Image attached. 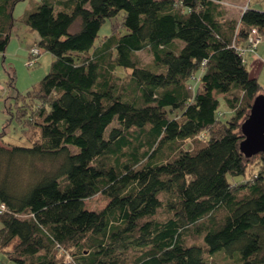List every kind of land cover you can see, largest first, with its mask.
Instances as JSON below:
<instances>
[{
	"label": "trees",
	"instance_id": "obj_1",
	"mask_svg": "<svg viewBox=\"0 0 264 264\" xmlns=\"http://www.w3.org/2000/svg\"><path fill=\"white\" fill-rule=\"evenodd\" d=\"M20 1L0 0V53L21 22L54 59L14 96L22 135L36 139L0 144V249L16 264H264V151L253 179H229L255 156L240 149L241 125L262 91L233 40L264 34V10L40 0L15 18ZM120 15L124 32L97 44ZM98 193L107 205L89 209Z\"/></svg>",
	"mask_w": 264,
	"mask_h": 264
},
{
	"label": "rangeland",
	"instance_id": "obj_2",
	"mask_svg": "<svg viewBox=\"0 0 264 264\" xmlns=\"http://www.w3.org/2000/svg\"><path fill=\"white\" fill-rule=\"evenodd\" d=\"M35 1L37 2L40 0L20 1L14 9L15 18L22 17L25 11L28 10V8H30ZM245 3H251L253 7L264 10V0H245ZM223 6L225 7L229 17H236L237 14L235 11L239 7H236L234 2H225ZM245 7H247V4ZM253 29H256L257 33L259 32L257 28L253 27L249 35L253 33ZM71 30L74 31L75 29L72 28ZM124 30L125 29L122 23L121 15L111 20H107L101 28L99 38L96 43H101L112 33L120 34L124 32ZM37 39V32L31 30L25 24L17 22L16 28L11 35V39L4 54L0 53V131H2L3 127L6 125L5 135L3 138H0V144L2 145H30V141L26 137L29 136V139H33L35 137L34 139H36L38 134L35 132L33 133V128H30L31 131L27 134L28 136L25 137L22 135V129L18 119L15 116L14 109L16 103L14 96L17 94V92L21 95H24L28 90L38 86L42 78L49 72L54 59V56L51 52L43 51L41 47L37 45L35 42ZM233 45L236 49H238L243 46V42L238 41L236 43L234 39ZM31 47L39 48V53L37 54V59L33 66L28 65L29 58H32L29 51ZM240 54L247 62V68L250 74L258 78V81L262 86L261 93L264 94V34H261V37H259V41L255 47L249 50H242V53L240 52ZM137 55L143 64H149L152 62V55L147 50L139 51L137 52ZM118 72L125 76L128 73V70L123 71L122 69H119ZM197 77L198 80L196 84L198 85L199 83L198 86L200 87V73ZM11 83H13V86H11ZM220 98V109L224 110L226 104L222 96ZM9 112L12 114V116H10ZM224 113L226 115L224 117L227 119L231 116L232 111H224ZM207 134L208 132H203L196 138L200 139L201 137L202 140H205ZM194 144V140H187L184 142L183 146L193 147ZM250 159L251 160L247 169V174L245 176H229L231 181L244 180L250 177L253 179L255 177V174L260 167V159L256 155ZM108 201L109 199L106 196H104L102 193H98L86 200V206L89 209L101 210L107 205ZM1 212L2 211H0V213ZM0 264L16 263L11 260L8 255L2 251V249H0Z\"/></svg>",
	"mask_w": 264,
	"mask_h": 264
},
{
	"label": "water",
	"instance_id": "obj_3",
	"mask_svg": "<svg viewBox=\"0 0 264 264\" xmlns=\"http://www.w3.org/2000/svg\"><path fill=\"white\" fill-rule=\"evenodd\" d=\"M241 151L248 157L264 151V94L257 95L241 125Z\"/></svg>",
	"mask_w": 264,
	"mask_h": 264
},
{
	"label": "built area",
	"instance_id": "obj_4",
	"mask_svg": "<svg viewBox=\"0 0 264 264\" xmlns=\"http://www.w3.org/2000/svg\"><path fill=\"white\" fill-rule=\"evenodd\" d=\"M252 34L247 37V42L245 45L241 46V48H238L237 50L242 53V50H249L257 45V42L259 41V32L257 33L256 29L252 30ZM31 53L32 58H29L28 65L33 66L37 59V54L39 53L38 47H31L29 50ZM6 209L4 204H0V211H4Z\"/></svg>",
	"mask_w": 264,
	"mask_h": 264
},
{
	"label": "crops",
	"instance_id": "obj_5",
	"mask_svg": "<svg viewBox=\"0 0 264 264\" xmlns=\"http://www.w3.org/2000/svg\"><path fill=\"white\" fill-rule=\"evenodd\" d=\"M235 3L236 7H239L235 13L237 14L236 17H239L242 10L244 9V7L247 5H249L250 7L252 6L251 3H245V0H237V1H233ZM245 3V4H244ZM253 7V6H252ZM255 8V7H254Z\"/></svg>",
	"mask_w": 264,
	"mask_h": 264
},
{
	"label": "bare ground",
	"instance_id": "obj_6",
	"mask_svg": "<svg viewBox=\"0 0 264 264\" xmlns=\"http://www.w3.org/2000/svg\"><path fill=\"white\" fill-rule=\"evenodd\" d=\"M259 36H261V35L259 34Z\"/></svg>",
	"mask_w": 264,
	"mask_h": 264
}]
</instances>
